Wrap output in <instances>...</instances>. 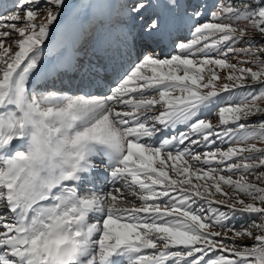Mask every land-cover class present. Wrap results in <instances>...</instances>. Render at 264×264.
I'll use <instances>...</instances> for the list:
<instances>
[{
	"label": "snow or ice",
	"instance_id": "obj_1",
	"mask_svg": "<svg viewBox=\"0 0 264 264\" xmlns=\"http://www.w3.org/2000/svg\"><path fill=\"white\" fill-rule=\"evenodd\" d=\"M261 102L264 0H13L0 264H264Z\"/></svg>",
	"mask_w": 264,
	"mask_h": 264
},
{
	"label": "rangeland",
	"instance_id": "obj_2",
	"mask_svg": "<svg viewBox=\"0 0 264 264\" xmlns=\"http://www.w3.org/2000/svg\"><path fill=\"white\" fill-rule=\"evenodd\" d=\"M182 2H183V0H182ZM218 2V0H206V3L207 4H209L210 6H212V5H215L216 3ZM12 3H13V0H0V10L2 11L3 9V7H8V8H10L11 7V5H12ZM7 5V6H6ZM255 33H253V35H254ZM169 47H170V51H171V45H169ZM168 47V48H169ZM167 49V48H166ZM158 51H159V49H158ZM58 88V87H57ZM261 106H264V102H261ZM213 119V123H216V118L215 117H213L212 118ZM255 119V118H254ZM258 143V146H261L260 145V142H257ZM221 207H223V206H221ZM235 223H242V221L241 220H239V221H236Z\"/></svg>",
	"mask_w": 264,
	"mask_h": 264
},
{
	"label": "trees",
	"instance_id": "obj_3",
	"mask_svg": "<svg viewBox=\"0 0 264 264\" xmlns=\"http://www.w3.org/2000/svg\"><path fill=\"white\" fill-rule=\"evenodd\" d=\"M255 119H256V118H255ZM255 119L253 118V120H255ZM246 219H247V218L245 217V220H244V221H242V220H241V221H242V222H245V221H246ZM239 220H240V219H239V218H237V220L233 221V223H235L236 221H239Z\"/></svg>",
	"mask_w": 264,
	"mask_h": 264
},
{
	"label": "bare ground",
	"instance_id": "obj_4",
	"mask_svg": "<svg viewBox=\"0 0 264 264\" xmlns=\"http://www.w3.org/2000/svg\"><path fill=\"white\" fill-rule=\"evenodd\" d=\"M7 6V5H6ZM76 89V88H75ZM91 90H93L92 88H91Z\"/></svg>",
	"mask_w": 264,
	"mask_h": 264
}]
</instances>
